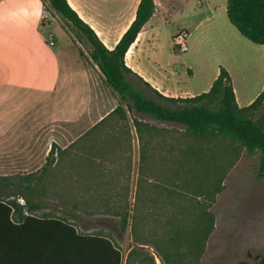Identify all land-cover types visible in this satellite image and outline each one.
Here are the masks:
<instances>
[{
    "label": "rangeland",
    "instance_id": "1",
    "mask_svg": "<svg viewBox=\"0 0 264 264\" xmlns=\"http://www.w3.org/2000/svg\"><path fill=\"white\" fill-rule=\"evenodd\" d=\"M161 1L169 14L164 16L165 19L158 17L155 50L172 65L178 79L184 86L199 92L207 87L215 71L221 67L231 74L239 106L246 107L247 99L264 81V45H254L239 35L226 17L224 0ZM50 15L42 19V30H47L52 23L58 38L57 48L66 44L75 51L77 48L83 63L92 67L86 38L62 17ZM183 33L188 49L185 53L172 44V37ZM170 53L175 57L170 58ZM187 68L192 71V76L187 74ZM16 101L17 96L10 94L1 102L0 120L19 118L14 111ZM23 112L22 118L28 122L24 131L37 138L34 143H23V151H20L17 149L20 144L14 142L15 128L0 127L1 131L7 130L8 133L6 139L0 140V177L18 178L30 170H35L33 173L37 175L45 164L46 140L49 132L55 133V128L46 123L47 116L33 115L29 108ZM131 116L142 124L141 135L138 134L140 160L133 174L129 171L112 176L100 175L90 179L87 185V176L64 175L61 155L53 154V163L37 198L42 209L28 214L65 219L82 234L106 236L126 257L136 247L131 235L132 221L137 222V233L144 236L154 218L164 220L174 207H181L191 199L192 192L183 189L177 178L181 176L178 166L182 151L187 146H200L204 152L211 150L218 156L224 147H229L238 154L223 163L225 176L221 189L212 190L209 197L201 199L203 204L210 206L214 228L198 261L200 264L259 263L264 255V175H259L260 153L249 154L220 137L196 141L187 138L183 128L176 124L158 122L139 114ZM254 118L264 128V102ZM32 121L34 126H30ZM122 123L118 127L119 133L137 135L131 124L127 127ZM78 180L83 181L88 190L65 189L64 181ZM2 197L7 199L8 196ZM125 211L129 214L128 226L121 230V217ZM70 214L76 218L71 219ZM148 252L152 253V250ZM153 258L154 264L157 260L162 264L156 255L153 254ZM188 259L189 264H195V259ZM141 261L142 257L135 255L132 264H145Z\"/></svg>",
    "mask_w": 264,
    "mask_h": 264
},
{
    "label": "trees",
    "instance_id": "2",
    "mask_svg": "<svg viewBox=\"0 0 264 264\" xmlns=\"http://www.w3.org/2000/svg\"><path fill=\"white\" fill-rule=\"evenodd\" d=\"M40 1L46 12L62 17L86 38L91 62L118 97L113 114H124L122 105H125L130 115L181 126L187 138L200 141L220 137L249 154L259 152L262 159L264 128L254 117L264 102V89L249 106L240 108L229 73L219 67L208 91L192 97H166L125 65L128 48L155 12L153 0H139L134 20L112 50L102 44L66 0ZM225 14L240 36L254 45H264V0H226ZM131 122L137 136L141 135L140 120L131 116ZM208 152L200 146H187L182 151L178 166L181 176L177 178L183 189L192 192L191 199L186 206L174 207L164 220L154 218L144 236L137 233V222L132 221L131 235L136 247L124 257L106 236L82 234L65 219L28 214L42 209L37 198L53 163L52 146L39 174L0 177V264H132L135 255L142 257V263L154 264L153 254L162 264H189V257L200 264L198 259L214 228L210 206L201 199L209 197L212 190L221 189L225 176L223 163L238 154L229 147H224L218 156L211 150ZM2 195L8 196L7 199ZM128 217L125 211L121 230L128 226Z\"/></svg>",
    "mask_w": 264,
    "mask_h": 264
},
{
    "label": "crops",
    "instance_id": "3",
    "mask_svg": "<svg viewBox=\"0 0 264 264\" xmlns=\"http://www.w3.org/2000/svg\"><path fill=\"white\" fill-rule=\"evenodd\" d=\"M66 1L108 50L114 49L134 20L139 3V0ZM153 1L155 12L128 48L125 65L166 97L185 98L208 91L218 76V69L204 90L194 92L183 85L172 65L155 50L158 17L165 19L169 10L161 0ZM223 4L226 6V0ZM47 15L51 16L40 0H0V105L10 94H15L14 111L19 116L14 121L0 120V127L15 128L14 142L23 151V143H34L37 138L24 131L28 122L22 118L23 111L29 108L33 115L47 116L46 123L55 128V133L49 132L47 137L45 156L53 146L54 154L62 157L64 175L87 176L88 185L90 179L100 175L129 171L133 174L140 160L139 137L119 133L118 127L122 122L127 127L132 125L134 113L130 115L125 105H122L124 114L112 113L118 106L117 95L105 84L96 65L91 62L93 66L87 67L83 63L77 48L75 51L67 44L57 48L58 38L52 23L47 30H42V19ZM169 57L175 55L170 53ZM187 71L193 75L189 68ZM229 76L240 107L230 72ZM263 89L264 81L246 105ZM34 125L32 121L30 126ZM7 135V130H0V140ZM64 186L67 190H88L80 180L64 181Z\"/></svg>",
    "mask_w": 264,
    "mask_h": 264
},
{
    "label": "built area",
    "instance_id": "4",
    "mask_svg": "<svg viewBox=\"0 0 264 264\" xmlns=\"http://www.w3.org/2000/svg\"><path fill=\"white\" fill-rule=\"evenodd\" d=\"M172 42H173L174 46L178 47V49L181 53L187 52L188 49H187V45H186V34L183 33V34H178V35L174 36ZM49 44L53 45V41L49 40ZM18 202L20 204H23L24 201L22 199H20V200L18 199ZM156 264H160L158 262V260L156 261Z\"/></svg>",
    "mask_w": 264,
    "mask_h": 264
},
{
    "label": "water",
    "instance_id": "5",
    "mask_svg": "<svg viewBox=\"0 0 264 264\" xmlns=\"http://www.w3.org/2000/svg\"><path fill=\"white\" fill-rule=\"evenodd\" d=\"M260 175H264V152H263L262 160H261ZM262 261H264V256H263ZM238 264H248V263L247 262H239Z\"/></svg>",
    "mask_w": 264,
    "mask_h": 264
},
{
    "label": "flooded vegetation",
    "instance_id": "6",
    "mask_svg": "<svg viewBox=\"0 0 264 264\" xmlns=\"http://www.w3.org/2000/svg\"><path fill=\"white\" fill-rule=\"evenodd\" d=\"M263 256H264V255H263ZM263 256H262V258L260 259L259 263H257V264H264V261H262ZM248 264H249V263H248Z\"/></svg>",
    "mask_w": 264,
    "mask_h": 264
}]
</instances>
